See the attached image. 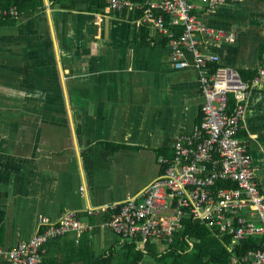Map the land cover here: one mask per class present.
Returning a JSON list of instances; mask_svg holds the SVG:
<instances>
[{"label":"crops","instance_id":"crops-1","mask_svg":"<svg viewBox=\"0 0 264 264\" xmlns=\"http://www.w3.org/2000/svg\"><path fill=\"white\" fill-rule=\"evenodd\" d=\"M90 4L43 0L0 28V249L28 242L40 218L55 223L69 210L89 230L48 241L40 264H132L133 251L144 255L139 264H155L105 225L113 210L88 211L139 197L163 173L161 159L201 121L198 71L190 54L175 69L165 37L148 43L136 14L106 15ZM196 12L234 35L196 37L250 84L240 138L264 193V75L251 83L264 72V0Z\"/></svg>","mask_w":264,"mask_h":264},{"label":"built area","instance_id":"built-area-1","mask_svg":"<svg viewBox=\"0 0 264 264\" xmlns=\"http://www.w3.org/2000/svg\"><path fill=\"white\" fill-rule=\"evenodd\" d=\"M228 1L244 0H104L106 15L138 14V23L149 31L146 40L151 45L154 35L165 37L175 69H185V57L192 55L204 98L200 123L190 134L176 139L173 156L161 159L163 173L139 197L88 211L95 215L113 210L105 225L122 238L134 240L142 251L149 242L160 245L161 250L171 245L189 216L217 237L229 239V253L252 237L264 240V193L256 181L252 157L239 136L250 84L236 70L221 65L216 55L203 52L196 37L202 33L215 40L234 41L232 33L204 25L196 12H214ZM18 17L16 5L0 7V18ZM179 26L183 31L177 36L174 31ZM263 75L259 70L251 83L257 84ZM226 182L237 187H223ZM87 230L89 225L75 211H65L55 223L40 218L35 235L14 249H0V259H8L10 264H40L48 241L69 233L80 236ZM229 264H264V247L232 255Z\"/></svg>","mask_w":264,"mask_h":264},{"label":"trees","instance_id":"trees-1","mask_svg":"<svg viewBox=\"0 0 264 264\" xmlns=\"http://www.w3.org/2000/svg\"><path fill=\"white\" fill-rule=\"evenodd\" d=\"M57 1V0H51ZM16 5L19 10V17L0 18V28L7 24H16L30 17L34 12L43 7V0H0V7ZM104 7V0H91L89 9L92 6ZM135 19L139 15H134ZM148 29H144L143 39H147ZM234 101L232 96L229 97V106L232 108ZM241 137V134H239ZM171 158V157H170ZM226 188H236L233 182L221 184ZM229 239H221L216 236L213 230L208 229L206 225L201 224L193 216L186 217L184 220V229L174 235V241L165 249L159 250L158 246L146 243L145 256L149 257L155 264H229L231 256H242L248 251L264 247V240L260 237H252L249 240L240 243L229 253ZM157 246V247H156ZM132 250L133 246L131 247ZM135 258L132 264H139L144 256L140 251H133Z\"/></svg>","mask_w":264,"mask_h":264},{"label":"rangeland","instance_id":"rangeland-1","mask_svg":"<svg viewBox=\"0 0 264 264\" xmlns=\"http://www.w3.org/2000/svg\"><path fill=\"white\" fill-rule=\"evenodd\" d=\"M155 245H157L158 247H160V245H158V244H155Z\"/></svg>","mask_w":264,"mask_h":264}]
</instances>
